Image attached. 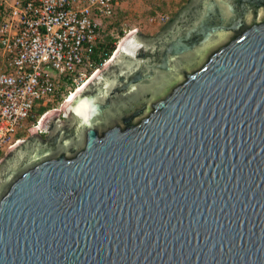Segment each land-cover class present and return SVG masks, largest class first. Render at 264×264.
I'll return each mask as SVG.
<instances>
[{"label": "water", "instance_id": "1", "mask_svg": "<svg viewBox=\"0 0 264 264\" xmlns=\"http://www.w3.org/2000/svg\"><path fill=\"white\" fill-rule=\"evenodd\" d=\"M27 134L0 264H264V0H187Z\"/></svg>", "mask_w": 264, "mask_h": 264}, {"label": "built area", "instance_id": "2", "mask_svg": "<svg viewBox=\"0 0 264 264\" xmlns=\"http://www.w3.org/2000/svg\"><path fill=\"white\" fill-rule=\"evenodd\" d=\"M122 1L0 0V161L50 111L39 107L105 66L93 55Z\"/></svg>", "mask_w": 264, "mask_h": 264}, {"label": "rangeland", "instance_id": "3", "mask_svg": "<svg viewBox=\"0 0 264 264\" xmlns=\"http://www.w3.org/2000/svg\"><path fill=\"white\" fill-rule=\"evenodd\" d=\"M186 2L187 0H123L115 10L113 17L105 23L104 43L115 40L116 50L118 43L130 31H135L140 37H154L167 21L173 19L174 15ZM66 94L62 90L56 96L57 98L55 97L48 102V105L53 107L50 111H61L62 103L68 97ZM27 132L19 134L21 141L28 138Z\"/></svg>", "mask_w": 264, "mask_h": 264}, {"label": "trees", "instance_id": "4", "mask_svg": "<svg viewBox=\"0 0 264 264\" xmlns=\"http://www.w3.org/2000/svg\"><path fill=\"white\" fill-rule=\"evenodd\" d=\"M115 50V40L110 42V43H103L102 45H100L94 52V55H93V60L96 61V62H102L104 59L108 60L111 55L113 54ZM104 53V55H103ZM98 54H102V57H99ZM57 98V97H56ZM53 107L52 106H49L47 104V106L45 107H39L37 109V114L38 116L44 114L45 112L51 110Z\"/></svg>", "mask_w": 264, "mask_h": 264}, {"label": "bare ground", "instance_id": "5", "mask_svg": "<svg viewBox=\"0 0 264 264\" xmlns=\"http://www.w3.org/2000/svg\"><path fill=\"white\" fill-rule=\"evenodd\" d=\"M133 32V31H132ZM129 33H131V31L129 32ZM128 33V34H129ZM127 37V36H126ZM126 37H124L119 43H118V45H117V48L120 46V44L124 41V39L126 38ZM109 62V61H108ZM108 62L106 63V65L104 66V68L107 66V64H108ZM99 72H100V70H99ZM99 72H95L93 75H92V77L90 78V79H92L96 74H98ZM89 79V80H90ZM86 85V83L84 84V85H82V86H80V87H78L75 91H72L69 95H68V97H66V99L64 100V102L62 103V105H61V111H64L65 110V108L68 106V104L71 102V100L75 97V95L84 87ZM56 111V110H55ZM60 111V112H61ZM51 112H54V111H50L49 113H51ZM46 114H48V113H46ZM45 114V115H46ZM44 115V116H45Z\"/></svg>", "mask_w": 264, "mask_h": 264}, {"label": "flooded vegetation", "instance_id": "6", "mask_svg": "<svg viewBox=\"0 0 264 264\" xmlns=\"http://www.w3.org/2000/svg\"><path fill=\"white\" fill-rule=\"evenodd\" d=\"M45 135L42 136V140H44Z\"/></svg>", "mask_w": 264, "mask_h": 264}]
</instances>
